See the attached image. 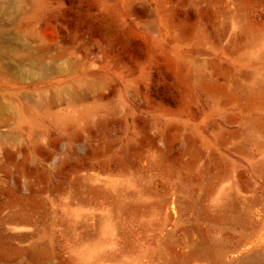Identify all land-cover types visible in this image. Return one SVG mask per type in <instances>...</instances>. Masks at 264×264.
Listing matches in <instances>:
<instances>
[{
	"label": "rangeland",
	"instance_id": "rangeland-1",
	"mask_svg": "<svg viewBox=\"0 0 264 264\" xmlns=\"http://www.w3.org/2000/svg\"><path fill=\"white\" fill-rule=\"evenodd\" d=\"M0 264H264V0H0Z\"/></svg>",
	"mask_w": 264,
	"mask_h": 264
},
{
	"label": "bare ground",
	"instance_id": "bare-ground-1",
	"mask_svg": "<svg viewBox=\"0 0 264 264\" xmlns=\"http://www.w3.org/2000/svg\"><path fill=\"white\" fill-rule=\"evenodd\" d=\"M30 64H32V65H33L34 63L32 62V63H30ZM44 71H45V70H44Z\"/></svg>",
	"mask_w": 264,
	"mask_h": 264
}]
</instances>
